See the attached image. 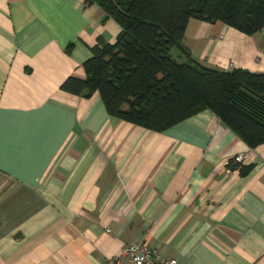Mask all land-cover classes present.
<instances>
[{"label":"crops","instance_id":"crops-1","mask_svg":"<svg viewBox=\"0 0 264 264\" xmlns=\"http://www.w3.org/2000/svg\"><path fill=\"white\" fill-rule=\"evenodd\" d=\"M120 32L85 0H0V264H132L118 260L131 243L182 264H264V146L210 111L155 133L60 90ZM183 47L178 64L264 74V30L192 19ZM237 155L246 176L226 168Z\"/></svg>","mask_w":264,"mask_h":264},{"label":"trees","instance_id":"trees-1","mask_svg":"<svg viewBox=\"0 0 264 264\" xmlns=\"http://www.w3.org/2000/svg\"><path fill=\"white\" fill-rule=\"evenodd\" d=\"M99 6L121 32L99 40L83 64L84 79L69 77L60 90L89 99L98 94L109 117L155 133L210 111L250 150L264 146V74L178 64L190 20L222 23L252 37L264 30V0H85ZM72 46L68 47L70 51ZM248 175L253 166L229 161Z\"/></svg>","mask_w":264,"mask_h":264},{"label":"built area","instance_id":"built-area-1","mask_svg":"<svg viewBox=\"0 0 264 264\" xmlns=\"http://www.w3.org/2000/svg\"><path fill=\"white\" fill-rule=\"evenodd\" d=\"M244 160L243 155H237L232 159L236 164H243ZM123 258H128L132 264H182L177 258H163L153 249L140 243L126 245L118 260ZM113 263L117 264L118 261H114Z\"/></svg>","mask_w":264,"mask_h":264}]
</instances>
